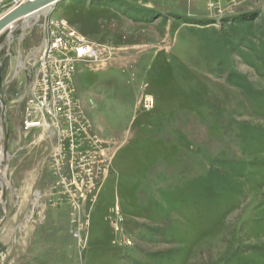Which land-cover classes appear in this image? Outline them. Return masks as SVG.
<instances>
[{"label":"rangeland","instance_id":"rangeland-1","mask_svg":"<svg viewBox=\"0 0 264 264\" xmlns=\"http://www.w3.org/2000/svg\"><path fill=\"white\" fill-rule=\"evenodd\" d=\"M48 15L117 53L78 65L51 138L23 127L45 14L0 34V264H264V0Z\"/></svg>","mask_w":264,"mask_h":264},{"label":"built area","instance_id":"built-area-1","mask_svg":"<svg viewBox=\"0 0 264 264\" xmlns=\"http://www.w3.org/2000/svg\"><path fill=\"white\" fill-rule=\"evenodd\" d=\"M5 1L0 0V19ZM23 1L16 0L17 4ZM116 53L111 47L98 48L70 27L67 20L49 16L45 20L42 45L37 51L35 73L25 91L24 130L39 128L53 138L62 133L64 126L71 127L75 121L74 75L78 65H103ZM148 97L147 101L153 106V100Z\"/></svg>","mask_w":264,"mask_h":264},{"label":"water","instance_id":"water-1","mask_svg":"<svg viewBox=\"0 0 264 264\" xmlns=\"http://www.w3.org/2000/svg\"><path fill=\"white\" fill-rule=\"evenodd\" d=\"M60 0H32L22 3L19 7L11 10L8 16L0 20V34L9 27L12 23L23 18L22 16H29L36 13L43 6L49 5L52 9L59 3ZM49 15L46 16L48 19ZM31 76L27 75V86L30 82Z\"/></svg>","mask_w":264,"mask_h":264},{"label":"bare ground","instance_id":"bare-ground-1","mask_svg":"<svg viewBox=\"0 0 264 264\" xmlns=\"http://www.w3.org/2000/svg\"><path fill=\"white\" fill-rule=\"evenodd\" d=\"M28 1H32V0H24V2H28ZM35 1V0H34ZM61 1V0H60ZM19 7V6H18ZM52 11V7H50L49 5L43 6L41 9H39L36 13H33L32 15L29 16H22L24 19L30 21L31 19L35 18L36 20L41 16V14H45V17ZM11 12V10L6 11L5 13H3L2 17L0 20H2L4 17L8 16V14ZM15 23V22H14ZM13 25V23L9 26L11 27ZM42 43L40 44L39 48L41 47ZM38 48V49H39ZM38 54L36 55L37 58ZM20 67H22V63H20ZM35 71L33 70L32 75H34ZM154 97V96H153ZM5 129V127H4ZM4 145V144H3ZM5 146V145H4ZM3 149L1 147L0 149V173H1V178L3 181H6L5 178V174H6V167H5V155H3ZM7 166V165H6ZM37 199V198H36ZM35 199V201H36ZM38 200V199H37ZM1 201V200H0ZM37 207V205L35 206ZM39 207V206H38ZM39 209V208H38ZM35 210V209H34Z\"/></svg>","mask_w":264,"mask_h":264},{"label":"crops","instance_id":"crops-1","mask_svg":"<svg viewBox=\"0 0 264 264\" xmlns=\"http://www.w3.org/2000/svg\"><path fill=\"white\" fill-rule=\"evenodd\" d=\"M40 44H41V42H40ZM10 46H11V44H9L8 48H10ZM38 46H40L39 43H38V45H36L34 47V49H32L35 56L37 55V51H38V48H39Z\"/></svg>","mask_w":264,"mask_h":264}]
</instances>
